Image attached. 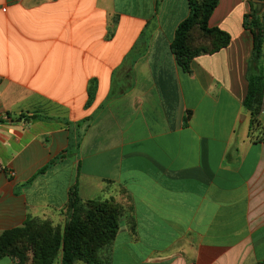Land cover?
Segmentation results:
<instances>
[{"label": "crops", "instance_id": "0c3cea01", "mask_svg": "<svg viewBox=\"0 0 264 264\" xmlns=\"http://www.w3.org/2000/svg\"><path fill=\"white\" fill-rule=\"evenodd\" d=\"M263 4L218 0L229 44L195 27L185 72L189 0H0V237L63 235L76 186L124 209L92 264H264V126L245 105Z\"/></svg>", "mask_w": 264, "mask_h": 264}, {"label": "trees", "instance_id": "16d2710c", "mask_svg": "<svg viewBox=\"0 0 264 264\" xmlns=\"http://www.w3.org/2000/svg\"><path fill=\"white\" fill-rule=\"evenodd\" d=\"M217 2L218 0H189L190 16L179 25L172 46L177 62L185 72L190 71L191 54L195 51L190 50L188 45L190 33L195 27L199 26L201 31L208 36H216L221 42L220 48L229 44L230 37L226 33L219 29L209 28L208 25ZM250 25L254 26L256 31L257 63L264 47V31L260 17L254 15ZM246 26L249 27V24L246 23ZM204 49H202L204 52L209 50V48ZM198 50L200 49L196 51ZM263 84L264 79L260 75L250 79L249 95L245 105L251 112L253 123L257 112L260 113ZM38 118V116L32 117L34 120ZM69 203L73 215L63 235L49 225L38 226L36 224L28 225L22 230L7 232L0 237V258L4 255H18L23 264L26 260L25 248L19 249L15 246L20 243V240H24L36 251L33 264H53L60 251L63 252L62 264H74L77 260L88 264L95 263L98 250L114 239L123 212L112 202L82 203L76 186L70 193Z\"/></svg>", "mask_w": 264, "mask_h": 264}, {"label": "rangeland", "instance_id": "374dc122", "mask_svg": "<svg viewBox=\"0 0 264 264\" xmlns=\"http://www.w3.org/2000/svg\"><path fill=\"white\" fill-rule=\"evenodd\" d=\"M264 1V0H263ZM264 5V4H263ZM260 20H261V27H262V29H263V31H264V7L262 8V10H261V16H260ZM195 35H196V32L194 33ZM193 34V35H194ZM263 36H264V34H263ZM259 67L261 68V69H263L264 70V54L263 55H261V59L259 60ZM255 122H254V128L255 127H261V126H264L263 125V123H264V116H262L260 113H259V111L257 112V114H256V116H255ZM80 195V194H79ZM80 199H81V201H82V203H86V202H88V201H96V202H112V204H114V205H116V206H118L121 210L123 209L122 208V206L119 204V203H116V201H114V200H107V201H100V200H96V199H93V200H91V199H83L82 198V196H80ZM124 210V209H123ZM123 210H122V212H123ZM124 213V212H123ZM68 214H69V221L71 220V218H72V208L71 207H69L68 208ZM69 221H68V223H69Z\"/></svg>", "mask_w": 264, "mask_h": 264}, {"label": "built area", "instance_id": "2783aa9c", "mask_svg": "<svg viewBox=\"0 0 264 264\" xmlns=\"http://www.w3.org/2000/svg\"><path fill=\"white\" fill-rule=\"evenodd\" d=\"M260 114L262 116H264V84H263V92H262V99H261Z\"/></svg>", "mask_w": 264, "mask_h": 264}]
</instances>
